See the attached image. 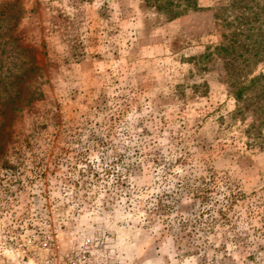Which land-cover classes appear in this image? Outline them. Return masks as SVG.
Here are the masks:
<instances>
[{"label": "rangeland", "instance_id": "374dc122", "mask_svg": "<svg viewBox=\"0 0 264 264\" xmlns=\"http://www.w3.org/2000/svg\"><path fill=\"white\" fill-rule=\"evenodd\" d=\"M76 253L264 264V0H0V264Z\"/></svg>", "mask_w": 264, "mask_h": 264}, {"label": "trees", "instance_id": "16d2710c", "mask_svg": "<svg viewBox=\"0 0 264 264\" xmlns=\"http://www.w3.org/2000/svg\"><path fill=\"white\" fill-rule=\"evenodd\" d=\"M259 79H263V77L259 76L254 78L253 82ZM235 100L238 103L242 100V91H239L237 94H235ZM198 180L200 183V188L199 191H197V193L195 194L196 197L194 198L200 199L201 204L198 210L191 211L188 216L180 218V220L176 223L177 224L176 230L178 233L180 232L184 233L187 230L193 229L191 231H193L194 236L196 238H201L200 235L207 236L208 234H210L214 230L216 225L219 224V222L216 219H213L211 213L209 212V209L208 210L205 209V211L207 212L206 215L204 214L202 216L199 215L198 211L200 210L201 206L202 209L200 212L204 213L205 211L203 208H206V206L209 204L208 193L210 191V184L206 181L204 177H201ZM193 187H194L193 183H190L189 181H181L176 185V189L174 191L172 190L169 193L163 195L161 199V203L158 206H160V208L163 209L175 210V207L180 203L179 201H181L183 197L187 196V194H189L192 191ZM219 215L221 219L220 223L225 224L229 222L225 214L220 213ZM202 218H204L203 220L207 224L205 228H201L200 224L197 225V223L200 222L199 219ZM197 226L199 227L197 228Z\"/></svg>", "mask_w": 264, "mask_h": 264}, {"label": "built area", "instance_id": "2783aa9c", "mask_svg": "<svg viewBox=\"0 0 264 264\" xmlns=\"http://www.w3.org/2000/svg\"><path fill=\"white\" fill-rule=\"evenodd\" d=\"M58 264H94L90 258L83 253L61 254L58 256ZM57 264V263H56Z\"/></svg>", "mask_w": 264, "mask_h": 264}]
</instances>
